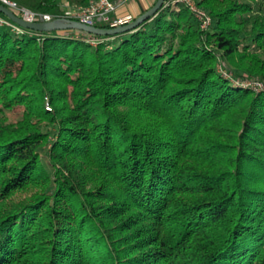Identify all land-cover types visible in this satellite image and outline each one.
Masks as SVG:
<instances>
[{
    "label": "trees",
    "instance_id": "trees-1",
    "mask_svg": "<svg viewBox=\"0 0 264 264\" xmlns=\"http://www.w3.org/2000/svg\"><path fill=\"white\" fill-rule=\"evenodd\" d=\"M194 1L206 29L0 25V264H264V0Z\"/></svg>",
    "mask_w": 264,
    "mask_h": 264
},
{
    "label": "built area",
    "instance_id": "built-area-1",
    "mask_svg": "<svg viewBox=\"0 0 264 264\" xmlns=\"http://www.w3.org/2000/svg\"><path fill=\"white\" fill-rule=\"evenodd\" d=\"M123 2L124 0H92L86 6L66 9L61 18L77 21L92 27L102 28V26H106L107 29L122 27L134 20L130 13L116 14L117 7ZM0 4L9 8L15 15L27 22H50L55 20L49 14L34 13L25 8H19L8 0H0ZM180 5L188 9L198 21L201 29H206L210 25V17L197 6L194 0H164L162 9L178 10ZM0 25L17 29L11 21L1 16ZM243 85L252 86L257 90L263 87L260 83L245 82ZM46 109H49L48 104H46Z\"/></svg>",
    "mask_w": 264,
    "mask_h": 264
},
{
    "label": "water",
    "instance_id": "water-1",
    "mask_svg": "<svg viewBox=\"0 0 264 264\" xmlns=\"http://www.w3.org/2000/svg\"><path fill=\"white\" fill-rule=\"evenodd\" d=\"M163 2L164 0H156L149 9H147L142 14L137 16L129 24L112 29L87 26L77 21H72L62 18H58L50 22H27L22 18H20L19 16L15 15L13 11H11L9 8L5 7L2 4H0V13L3 14L5 17H7L13 23L23 28L32 29L36 31L78 29L94 35L112 36L120 33L129 32L131 30L138 28L143 22L151 19L153 16H155L158 13V11L162 8Z\"/></svg>",
    "mask_w": 264,
    "mask_h": 264
},
{
    "label": "crops",
    "instance_id": "crops-1",
    "mask_svg": "<svg viewBox=\"0 0 264 264\" xmlns=\"http://www.w3.org/2000/svg\"><path fill=\"white\" fill-rule=\"evenodd\" d=\"M154 0H124L119 4L116 10L117 15L124 13H130L132 15H138L143 10L149 8Z\"/></svg>",
    "mask_w": 264,
    "mask_h": 264
},
{
    "label": "rangeland",
    "instance_id": "rangeland-1",
    "mask_svg": "<svg viewBox=\"0 0 264 264\" xmlns=\"http://www.w3.org/2000/svg\"><path fill=\"white\" fill-rule=\"evenodd\" d=\"M18 16V15H17Z\"/></svg>",
    "mask_w": 264,
    "mask_h": 264
}]
</instances>
